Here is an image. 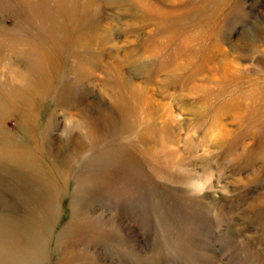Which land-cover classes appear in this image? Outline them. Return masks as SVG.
Wrapping results in <instances>:
<instances>
[{
    "label": "rangeland",
    "instance_id": "rangeland-1",
    "mask_svg": "<svg viewBox=\"0 0 264 264\" xmlns=\"http://www.w3.org/2000/svg\"><path fill=\"white\" fill-rule=\"evenodd\" d=\"M5 2L0 264H264V0H148L155 17L128 0H98L99 17L71 0L74 26L34 22L29 37L32 10ZM103 23L106 63L86 75L92 48L78 40L84 28L94 43ZM32 49L44 62L28 73ZM114 58L168 103L175 148L160 109L122 102Z\"/></svg>",
    "mask_w": 264,
    "mask_h": 264
},
{
    "label": "bare ground",
    "instance_id": "bare-ground-1",
    "mask_svg": "<svg viewBox=\"0 0 264 264\" xmlns=\"http://www.w3.org/2000/svg\"><path fill=\"white\" fill-rule=\"evenodd\" d=\"M5 1H7L8 2V0H0V2H1V4L2 3H4ZM54 1H56V2H58V8H57V12H56V17L55 16H44L43 14H44V10H46V7H48V2L50 3V0H46V2L44 3V4H40V3H38V2H36L35 0H14V5H15V7H18V5H20L21 7H22V9L23 8H26L25 10L27 11H29V10H32L30 13L28 12L26 15H24V18H23V22H22V24H21V31L25 34V36H30L29 34H28V31H27V29L25 28V27H31V25H33L32 23H34V22H40V23H47V22H52V21H55V20H58V22H59V20H68V21H70V23H71V25L72 26H74V22L76 21V18H75V15L73 14V12H72V2H70L71 0H54ZM112 1V3H119V2H124V1H127V0H111ZM129 2H131V3H133V4H136L135 6H137V8L138 7H140L139 9L140 10H142L143 12H145V13H148V15H150V16H159V14H160V12L161 11H159L158 10V8H157V6H155L154 4H152L151 6H148V0H128ZM166 1V0H165ZM100 2V1H99ZM150 2V1H149ZM170 2V1H169ZM86 3H87V7H89V8H91V9H93V10H95V12H94V14L96 15V16H100L99 15V12L97 13V5H98V0H86ZM157 3V2H156ZM5 4H8V3H6L5 2ZM121 4V3H120ZM3 5V4H2ZM13 6V5H12ZM86 6V5H85ZM5 7V6H4ZM9 7H11V6H9ZM8 7V8H9ZM177 7V6H176ZM12 8V7H11ZM160 8V7H159ZM178 9H179V7H178ZM89 10V9H88ZM161 10V9H160ZM163 10V9H162ZM176 10V9H175ZM166 12V11H165ZM180 12V11H179ZM178 12V10H176V11H172V12H169V13H179ZM89 12H85V14H88ZM92 13V12H91ZM90 13V14H91ZM163 13V12H162ZM85 18H87L86 16H84ZM84 19V18H83ZM46 21V22H45ZM93 21H95L94 19H93ZM87 22V21H86ZM97 22V21H96ZM95 22V23H96ZM92 24V25H96V24ZM83 24V23H82ZM85 24V23H84ZM102 25V27L100 28V25H99V27H97L96 28V31H95V33H94V35H95V40H94V43H91V42H87L86 41V39L84 38L85 36V29L83 28V33L81 34V37H80V40H78V43H83V44H88L87 46H88V48L89 49H91L92 48V55L90 56V58L89 59H87V65L86 66H84V64L82 65V67L84 68V70H85V73H86V75H95V71H96V68H98L99 67V64H100V62H104V63H106V56L108 55L107 54V52H106V46H107V43H108V41H107V39H106V36L105 35H108V33H110L109 32V28H108V26H106V24H101ZM63 26V25H62ZM82 27V26H81ZM84 27V26H83ZM87 26H85V28H86ZM78 28V27H77ZM89 29H90V26H89ZM75 30V28L73 29V31ZM77 30V29H76ZM75 30V31H76ZM86 30H88V28L86 29ZM91 30H92V28H91ZM252 30V29H251ZM81 31H82V28H81ZM80 30H79V32H81ZM90 31V30H89ZM254 31V30H253ZM77 32V31H76ZM78 32V34H80ZM94 32V31H93ZM252 32V31H251ZM72 33V32H71ZM262 33V32H261ZM77 34V33H76ZM71 35V34H70ZM91 36H92V34H91ZM254 36H255V34H254ZM94 38V37H93ZM108 38V37H107ZM55 39V38H54ZM255 39V38H254ZM253 39V40H254ZM93 40V39H92ZM34 41V40H33ZM191 41V40H190ZM190 41L188 42V44L190 43ZM260 41V40H259ZM38 42V41H37ZM186 42H187V40H186ZM186 42L184 41L183 42V44H182V46L184 45V47H182V46H180V49L182 50V51H184V53H187L188 51H189V49H191V44H189V46L187 47V45H185L186 44ZM255 42H256V40H255ZM185 43V44H184ZM49 45V44H48ZM256 47H258V46H256ZM179 50V49H178ZM32 54H33V59L32 58H30V63H29V66L27 67V72L28 71H30V70H33V72H34V70L36 71V68H37V66L39 65V64H42V62H44V60H40V61H38L39 60V57L41 56L40 55V52H39V50H36V49H32ZM178 53V52H177ZM179 54V53H178ZM182 54V53H181ZM189 55H190V52L188 53ZM49 56L51 57V58H49V59H51L50 60V66H51V70H52V68L54 69V67H55V62H54V54L51 52L50 54H49ZM180 56V55H179ZM182 56V55H181ZM35 57V58H34ZM213 57V56H212ZM48 58V57H47ZM190 58V57H189ZM115 59V58H114ZM177 59H178V57H177ZM211 59H209V61H210ZM122 61L123 60H119V59H115V61L113 62V63H109V65H108V68H107V65H105L106 66V68H107V70L106 71H108V70H110V73H111V71H112V73L114 74V78H112L113 80H114V82H115V84L117 83V87H118V85L119 86H122L123 87V89H126V90H124V92H127V93H125V95H123V97H122V102H124L125 101V103L128 101V100H136V101H138V103H139V101H140V104L138 105L139 107H142V106H144V108H145V110H147L148 109V107L149 108H151L152 107V109L153 108H155V109H160V111H162L163 112V115H161L162 116V120H164L165 121V126L166 127H168V129L166 128V130H164V131H166L168 134H167V136H166V134L164 135V141L166 142V144H168V145H170V146H174V148L177 146V142H178V135H176L175 133H173L171 130H172V125H171V120L172 119H174L173 117H172V115H171V109L168 107V106H166L168 103H167V101H166V103L167 104H161V103H156V101L157 100H155L153 97H152V91H151V87L149 88V87H143L141 84H140V82H136V80L135 79H130L129 77H128V72L126 71V68H125V66H127V65H124V67H123V65L121 64L122 63ZM212 61V60H211ZM224 61V60H223ZM193 62V61H192ZM174 63V62H173ZM183 63V62H182ZM89 64H90V69H88L89 68ZM124 64H127V62L126 63H124ZM176 64H177V62H176ZM231 62H229V60L227 61H224V63H223V65H221V67H222V69H224L223 71H222V73L224 72V71H226L227 69H229V67L231 66ZM237 64V63H236ZM180 65V64H179ZM184 65V64H183ZM215 65H216V63H215ZM181 66V65H180ZM214 66V65H213ZM218 66V65H217ZM235 66H237V65H235ZM129 67V66H128ZM176 67H178V65L176 66ZM206 67V66H205ZM219 67V66H218ZM5 68V67H4ZM170 68V67H169ZM227 68V69H226ZM231 68V70H232V67H230ZM181 69V68H180ZM98 70V69H97ZM178 70H179V68H178ZM183 70V69H182ZM203 70V69H202ZM217 70H219V69H217ZM230 70V69H229ZM199 71V70H198ZM233 72H234V70H232ZM129 72H131V71H129ZM21 73V72H20ZM29 73V72H28ZM132 73V72H131ZM196 73V72H195ZM198 73V72H197ZM201 73V72H200ZM228 73H230V72H228ZM47 74V73H46ZM140 74V73H139ZM174 74V73H173ZM225 74V73H224ZM231 75V74H230ZM240 74H238V75H235L234 76V79L233 80H237V79H240L241 80V78H240V76H239ZM111 76H112V74H111ZM132 76V75H131ZM130 76V77H131ZM133 76H135V75H133ZM213 76V75H212ZM224 76V75H223ZM229 76V75H228ZM193 77V76H192ZM195 77H197L196 75H195ZM231 77V76H230ZM242 77V76H241ZM44 78H45V76H44ZM137 79V78H136ZM190 79H191V77H190ZM190 79H187V81L188 80H190ZM198 79V78H197ZM214 79H215V76H214ZM217 79V78H216ZM227 79H229L230 80V78H227ZM139 80V79H138ZM220 80V79H219ZM171 81V80H170ZM189 82H191V81H189ZM220 82V81H219ZM188 84V83H187ZM195 84V83H194ZM146 85V84H145ZM147 86V85H146ZM149 86V85H148ZM121 87V88H122ZM203 87V86H202ZM205 87V86H204ZM193 89V88H192ZM247 89V88H246ZM249 89H250V87H249ZM255 89H257L258 90V88H255ZM242 90V89H241ZM197 91V90H196ZM196 91H194V92H196ZM211 92H212V90H211ZM183 94V93H182ZM117 100V99H116ZM121 102V101H120ZM119 101H117V102H115L116 103V105H120L121 103H120ZM128 103V102H127ZM134 103V102H133ZM165 103V102H164ZM234 103V102H233ZM231 105V104H230ZM143 108V107H142ZM140 110H142V109H140ZM156 111V110H155ZM141 112V111H140ZM150 113V112H149ZM151 113H152V111H151ZM150 113V114H151ZM157 113V112H156ZM153 114V113H152ZM154 114H155V112H154ZM71 115V114H70ZM161 119V118H160ZM159 119V120H160ZM70 120V119H69ZM174 121V120H173ZM175 121H176V119H175ZM174 121V122H175ZM173 122V123H174ZM218 123V122H217ZM72 124H74L73 122H72ZM171 125V126H170ZM164 126V127H165ZM216 126V125H215ZM216 127H219L220 128V125L218 124ZM218 128V129H219ZM226 128V127H225ZM224 128V129H225ZM165 129V128H164ZM222 129V128H221ZM221 131V130H220ZM163 132V131H162ZM226 133H227V131H226ZM223 134V133H222ZM164 142V143H165ZM173 154L174 155H176V156H174L175 158H176V160H179L180 162H182V163H184V162H186L187 161V159H188V157L187 156H185V155H183V153L181 154V152H180V150H179V148L177 147L176 148V150H174L173 151ZM34 161V160H33ZM29 165L30 166H32L30 163H29ZM33 174V173H32ZM197 179V178H196ZM200 189H202L203 190V188H200ZM4 260V259H3Z\"/></svg>",
    "mask_w": 264,
    "mask_h": 264
}]
</instances>
